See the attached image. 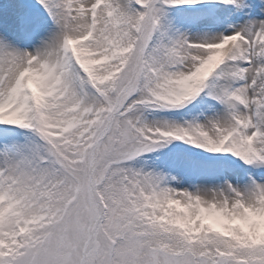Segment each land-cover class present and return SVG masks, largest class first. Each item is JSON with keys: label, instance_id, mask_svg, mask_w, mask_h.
Segmentation results:
<instances>
[{"label": "snow or ice", "instance_id": "obj_1", "mask_svg": "<svg viewBox=\"0 0 264 264\" xmlns=\"http://www.w3.org/2000/svg\"><path fill=\"white\" fill-rule=\"evenodd\" d=\"M0 264H264V0H0Z\"/></svg>", "mask_w": 264, "mask_h": 264}]
</instances>
